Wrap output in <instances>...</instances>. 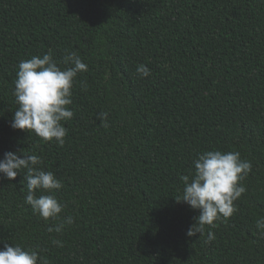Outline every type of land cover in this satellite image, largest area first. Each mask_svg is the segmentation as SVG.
Listing matches in <instances>:
<instances>
[{"label":"trees","instance_id":"obj_1","mask_svg":"<svg viewBox=\"0 0 264 264\" xmlns=\"http://www.w3.org/2000/svg\"><path fill=\"white\" fill-rule=\"evenodd\" d=\"M49 50L88 69L63 146L10 126L19 62ZM210 150L252 169L234 214L189 237L199 211L175 200L180 176ZM8 151L41 158L64 208L46 222L25 203L26 170L0 174V250L49 264H264V0H0V159Z\"/></svg>","mask_w":264,"mask_h":264},{"label":"clouds","instance_id":"obj_2","mask_svg":"<svg viewBox=\"0 0 264 264\" xmlns=\"http://www.w3.org/2000/svg\"><path fill=\"white\" fill-rule=\"evenodd\" d=\"M62 63L64 67L53 58L51 50L19 62L13 92L18 107L10 124L14 130L32 131L44 143L55 142L60 146L64 145L67 135L62 122L74 115L70 105L75 79L78 73L88 70L75 52L66 53ZM136 71L141 78L151 74L144 64L138 65ZM107 115L102 112L99 116L105 127L108 126ZM40 163L41 158L37 155L8 151L0 159V174L8 180H15L22 170H26L23 176L27 182L25 203L47 222L56 220L64 208L54 195L63 184L53 172L38 168ZM192 164L194 172L180 176L184 186L181 194L175 197L178 203H186L199 211L194 218L195 223L186 233L189 237L202 234L206 225L214 227L215 221H226L234 214L237 210L234 202L246 192L241 182L252 169L251 162L242 159L239 151H204ZM37 191L48 194L37 197ZM73 223V217L67 216L62 223L49 227L48 231L60 233L65 224ZM256 227L264 236V218L256 221ZM214 238L209 232L208 241ZM53 243L63 246L58 240ZM0 264H49V261L37 250L4 243L0 250Z\"/></svg>","mask_w":264,"mask_h":264}]
</instances>
